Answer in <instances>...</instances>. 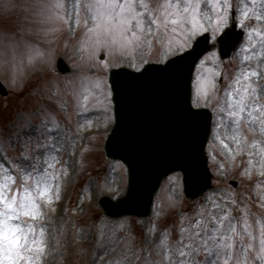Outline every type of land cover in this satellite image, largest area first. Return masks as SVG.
I'll return each instance as SVG.
<instances>
[{
  "label": "rangeland",
  "instance_id": "1",
  "mask_svg": "<svg viewBox=\"0 0 264 264\" xmlns=\"http://www.w3.org/2000/svg\"><path fill=\"white\" fill-rule=\"evenodd\" d=\"M7 2L8 8L0 7V78L9 89L7 97L0 95V147L5 153H10L12 158H17L20 146L29 135L34 139L39 135L35 129L51 114L63 122L62 130L76 142L78 155L81 149H86L82 166L77 157L71 158L70 175L61 188V198L53 201L52 207L56 211L49 213L39 225L45 228L48 243L43 264H116L117 261L119 264H158L157 246L164 234L169 235L174 245L184 235L182 229L189 227V223H195L202 208L213 213L219 211L212 207L209 196L230 208L233 216H242L243 212L237 209H244L247 205L250 212L255 214L250 219L261 218L260 204L264 198L260 195V189L264 187V176L259 175V156L249 155L248 149L239 154L229 152L218 144L210 150L209 141L213 139L218 120L216 109L225 103L226 94L234 87L237 74L254 68L264 71V0H255V3L253 0H231L227 27L236 23L237 28L243 30L241 42L229 58L222 59L217 42L221 33H217L213 39V33L209 31L212 48L200 60L212 53L218 59L205 60L203 68H200L199 60L194 71L192 99L198 77L215 84L209 93L210 103L198 106L209 107L213 111L207 152L214 174V187L199 199L191 200L184 193L182 173H173L160 184L152 213L146 218H110L98 205L101 196L109 195L116 199L126 192L128 185L126 165L121 160L108 158L104 150L106 135L114 120L113 102V119L106 126L99 122L103 119L102 107H92L94 97L91 98L89 112L78 114L76 109L83 87L92 88L91 82L96 80L109 84V67L127 65L141 69L145 65L141 63L142 55L137 52L133 58L128 53L99 51L93 61L89 59L88 51L82 48V30L69 32L63 28L46 35V30L41 26L26 24L27 16L26 13L22 14V9L29 0ZM68 3L70 6L71 0ZM245 4L253 9L247 18L242 16ZM207 9V4L202 5V10ZM257 16L261 19H257ZM257 32L262 35H257ZM33 48L45 52L50 62L29 63L28 57ZM102 52L105 53L104 59L99 58ZM245 55L253 56L254 59L245 61ZM63 56L70 67L66 75L57 68L58 58ZM153 59L164 61L158 53L147 57V61ZM104 63H108L106 69L102 67ZM251 80L260 82L257 77ZM93 90L99 95V90ZM74 92L77 95L74 96ZM213 93L216 101L212 99ZM69 115L70 121L67 119ZM85 118L93 121L92 126L80 128V135H75ZM93 131L96 134L91 136ZM245 134L249 136L250 143L259 139L258 135L253 137L250 133ZM223 138L229 147L235 149L233 142ZM64 160L68 162L69 156L65 155ZM246 170L252 174L245 175ZM231 179L238 181L237 186L230 183ZM231 199L236 200L235 205ZM253 228L258 235V225L254 224Z\"/></svg>",
  "mask_w": 264,
  "mask_h": 264
},
{
  "label": "snow or ice",
  "instance_id": "2",
  "mask_svg": "<svg viewBox=\"0 0 264 264\" xmlns=\"http://www.w3.org/2000/svg\"><path fill=\"white\" fill-rule=\"evenodd\" d=\"M205 4L206 11L202 10ZM0 7L8 8L7 0H0ZM231 9V0H71L70 6L68 0H29L22 14L26 13V24L41 26L46 35L63 28L69 32L82 30V48L93 61L99 51L128 53L133 58L139 52L141 63H146L148 56L157 53L164 61L182 51L198 58L200 41H196L195 47L192 42L209 31L213 39L217 33H224L222 42L227 43L225 29ZM251 11L245 4L242 16L247 18ZM257 35L262 34L257 32ZM28 59L29 63L50 62V57L39 48L31 49ZM208 59L218 58L215 53L205 56L200 60V68ZM252 59L253 56H243L245 61ZM102 67L106 69L108 63ZM252 77L260 82H253ZM91 83L92 88L85 86L79 92L77 113L89 112L94 97L92 107H102L103 119L99 122L106 126L113 119L111 86L100 80ZM115 83L119 89V82ZM214 88L211 80L198 77L192 105L207 106L209 93ZM93 89L99 90V95ZM226 97L225 103L216 109L218 120L209 149H215L217 144L236 154L248 149L249 155L259 156V175L264 176V71L242 70ZM212 99L217 100L214 93ZM67 119L70 121L71 115ZM62 123L48 114L35 129L39 135L35 139L29 135L15 159L0 147V264H43V257L48 253L46 230L39 225L49 213L56 211L53 201L61 198V188L70 175L71 158L77 157L82 166L86 151L81 149L78 155L77 144L62 130ZM92 124V120L85 118L75 135H80V128ZM245 132L253 137L258 135L259 139L250 143ZM223 137L233 142L235 149ZM65 155L69 156L68 162L64 160ZM251 174L250 170L245 171V175ZM260 195L264 198V187ZM208 200L219 211L213 213L202 208L195 223L182 229L184 235L174 245L169 235L164 234L157 246L158 264H264V201L260 204L261 218L250 219L255 214L247 205L237 209L243 212L242 216H233L230 208L217 203L212 196ZM231 203L235 205L236 200L231 199ZM254 224L258 225V235L254 233Z\"/></svg>",
  "mask_w": 264,
  "mask_h": 264
},
{
  "label": "water",
  "instance_id": "3",
  "mask_svg": "<svg viewBox=\"0 0 264 264\" xmlns=\"http://www.w3.org/2000/svg\"><path fill=\"white\" fill-rule=\"evenodd\" d=\"M227 34V43L220 37L224 57L230 55L242 35L235 29ZM198 40V58L184 52L166 64H147L139 72L129 68L112 71L116 125L106 150L110 157L120 158L128 165L130 182L126 196L116 201L101 199L107 214L147 216L162 179L177 170L184 173L188 197L196 199L212 188L205 153L212 113L206 108H193L190 101L193 69L210 48L208 33ZM115 81L119 82V89ZM0 92L8 93L1 81Z\"/></svg>",
  "mask_w": 264,
  "mask_h": 264
}]
</instances>
